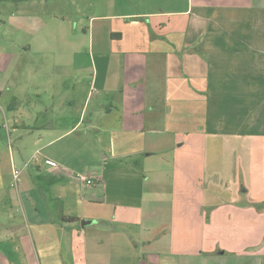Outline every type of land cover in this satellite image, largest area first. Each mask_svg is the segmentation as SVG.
Returning a JSON list of instances; mask_svg holds the SVG:
<instances>
[{
    "label": "crops",
    "instance_id": "1",
    "mask_svg": "<svg viewBox=\"0 0 264 264\" xmlns=\"http://www.w3.org/2000/svg\"><path fill=\"white\" fill-rule=\"evenodd\" d=\"M0 7V264H264V0Z\"/></svg>",
    "mask_w": 264,
    "mask_h": 264
},
{
    "label": "rangeland",
    "instance_id": "2",
    "mask_svg": "<svg viewBox=\"0 0 264 264\" xmlns=\"http://www.w3.org/2000/svg\"><path fill=\"white\" fill-rule=\"evenodd\" d=\"M52 1L53 0L45 2L49 3ZM3 4L12 3L0 2V6H3ZM0 10L5 12L7 9L0 7ZM12 33L13 31L11 34ZM19 39L22 41L23 38L17 36L13 41H11L12 39L4 40H8L6 43L7 45H16V43H19ZM2 40L3 38L0 36V42ZM29 56V53L23 55L18 61L17 67H24L23 65H25L26 62H29ZM2 107L8 112L5 106L0 105V108ZM239 139L240 140H229V147L226 144L224 145V150L226 148H228V150L226 149L222 155H215V158L217 157L223 160L224 165L229 168L228 172L231 178L229 180L230 186L233 185L238 189V196L240 197L239 205L248 206V202L251 201L252 198H264V138ZM230 147H236L237 151H233ZM15 187V183L13 182L12 188L15 189Z\"/></svg>",
    "mask_w": 264,
    "mask_h": 264
},
{
    "label": "built area",
    "instance_id": "3",
    "mask_svg": "<svg viewBox=\"0 0 264 264\" xmlns=\"http://www.w3.org/2000/svg\"><path fill=\"white\" fill-rule=\"evenodd\" d=\"M48 163L51 164V165H55V163L51 162V161H48L47 164ZM20 175H21V171H19V170H15L14 171L13 178H14V183L15 184H17V181L19 180ZM77 180L79 182H81L82 184L87 185V186H93L94 185L93 180L90 179L89 176L85 175V174L78 176Z\"/></svg>",
    "mask_w": 264,
    "mask_h": 264
},
{
    "label": "trees",
    "instance_id": "4",
    "mask_svg": "<svg viewBox=\"0 0 264 264\" xmlns=\"http://www.w3.org/2000/svg\"><path fill=\"white\" fill-rule=\"evenodd\" d=\"M29 1H32V0H0V2H11L15 4L29 2ZM44 1H50V0H44Z\"/></svg>",
    "mask_w": 264,
    "mask_h": 264
},
{
    "label": "water",
    "instance_id": "5",
    "mask_svg": "<svg viewBox=\"0 0 264 264\" xmlns=\"http://www.w3.org/2000/svg\"><path fill=\"white\" fill-rule=\"evenodd\" d=\"M87 223H89V222H84L83 224L85 225V224H87Z\"/></svg>",
    "mask_w": 264,
    "mask_h": 264
}]
</instances>
